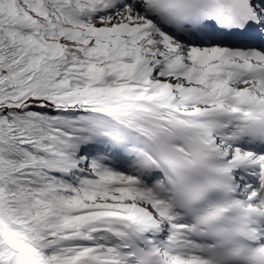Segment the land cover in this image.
I'll return each mask as SVG.
<instances>
[{
  "label": "snow or ice",
  "instance_id": "1",
  "mask_svg": "<svg viewBox=\"0 0 264 264\" xmlns=\"http://www.w3.org/2000/svg\"><path fill=\"white\" fill-rule=\"evenodd\" d=\"M0 264H264V0H0Z\"/></svg>",
  "mask_w": 264,
  "mask_h": 264
}]
</instances>
